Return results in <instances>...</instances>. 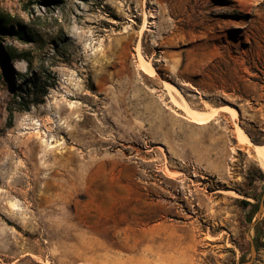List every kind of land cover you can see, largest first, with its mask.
I'll return each instance as SVG.
<instances>
[{
	"label": "rangeland",
	"instance_id": "rangeland-1",
	"mask_svg": "<svg viewBox=\"0 0 264 264\" xmlns=\"http://www.w3.org/2000/svg\"><path fill=\"white\" fill-rule=\"evenodd\" d=\"M262 148L264 0H0V264H264Z\"/></svg>",
	"mask_w": 264,
	"mask_h": 264
},
{
	"label": "bare ground",
	"instance_id": "bare-ground-1",
	"mask_svg": "<svg viewBox=\"0 0 264 264\" xmlns=\"http://www.w3.org/2000/svg\"><path fill=\"white\" fill-rule=\"evenodd\" d=\"M147 71V70H146ZM168 88V87H167ZM178 94V93H177ZM176 104L178 103V102H175ZM185 104V103H184ZM182 107H183V109L186 111V112H188V110H187V108H186V106H184V105H182ZM227 111V110H226ZM228 113L235 119L236 118V112L234 111V110H229L228 111ZM192 115V114H191ZM239 137H240V139L239 140H241V141H243V142H249V143H251L250 142V140L243 134H239ZM260 148V147H259ZM264 148H262V150H263ZM261 150V151H262ZM260 150H258V160H259V163H260V168L263 170V172H264V151L263 152H261Z\"/></svg>",
	"mask_w": 264,
	"mask_h": 264
},
{
	"label": "crops",
	"instance_id": "crops-1",
	"mask_svg": "<svg viewBox=\"0 0 264 264\" xmlns=\"http://www.w3.org/2000/svg\"><path fill=\"white\" fill-rule=\"evenodd\" d=\"M175 102H176V101H173V105H174L175 107H177V108L180 109V110L182 109L184 112H186V111L183 109V107L181 106V104H179V103L176 104ZM192 113L199 114V115H201V114H202V115L208 114L206 111H195V110H194V111L192 110ZM199 115H198V116H199ZM186 116H187V120H188V121L193 122V123H196V121H194V119H193L190 115L187 114ZM231 117H232V116H231ZM197 118H203V117H197ZM197 124L202 125V124H204V123H197ZM245 136H246V135H245ZM246 137H247V136H246ZM239 138H240V137H239ZM247 138H248V137H247ZM241 142H242L243 144H246V145H247V144H251V143H249V142H247V143H246V142H243V141H241ZM255 147H257V146H255Z\"/></svg>",
	"mask_w": 264,
	"mask_h": 264
},
{
	"label": "trees",
	"instance_id": "trees-1",
	"mask_svg": "<svg viewBox=\"0 0 264 264\" xmlns=\"http://www.w3.org/2000/svg\"><path fill=\"white\" fill-rule=\"evenodd\" d=\"M250 138V140L253 142V143H258V141L254 138V137H249ZM263 176V175H262ZM262 178H264V177H262ZM250 206V205H249ZM256 207V205H254V208ZM253 214V215H252ZM251 214V216L250 215H248V220L250 221L251 219H252V217L254 216V213H252Z\"/></svg>",
	"mask_w": 264,
	"mask_h": 264
},
{
	"label": "water",
	"instance_id": "water-1",
	"mask_svg": "<svg viewBox=\"0 0 264 264\" xmlns=\"http://www.w3.org/2000/svg\"><path fill=\"white\" fill-rule=\"evenodd\" d=\"M262 196H264V193H263V195ZM253 252V251H252Z\"/></svg>",
	"mask_w": 264,
	"mask_h": 264
}]
</instances>
